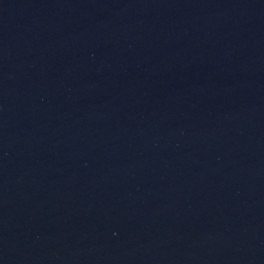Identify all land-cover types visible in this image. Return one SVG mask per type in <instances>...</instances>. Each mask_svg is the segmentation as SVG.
<instances>
[{
  "label": "water",
  "instance_id": "water-1",
  "mask_svg": "<svg viewBox=\"0 0 264 264\" xmlns=\"http://www.w3.org/2000/svg\"><path fill=\"white\" fill-rule=\"evenodd\" d=\"M0 264H264V0H0Z\"/></svg>",
  "mask_w": 264,
  "mask_h": 264
}]
</instances>
